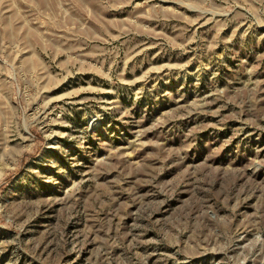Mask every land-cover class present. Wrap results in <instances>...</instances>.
Listing matches in <instances>:
<instances>
[{
    "label": "rangeland",
    "instance_id": "1",
    "mask_svg": "<svg viewBox=\"0 0 264 264\" xmlns=\"http://www.w3.org/2000/svg\"><path fill=\"white\" fill-rule=\"evenodd\" d=\"M0 264H264V0H0Z\"/></svg>",
    "mask_w": 264,
    "mask_h": 264
}]
</instances>
